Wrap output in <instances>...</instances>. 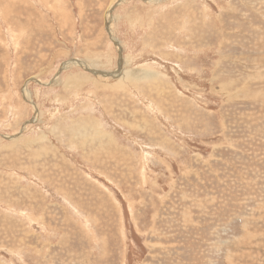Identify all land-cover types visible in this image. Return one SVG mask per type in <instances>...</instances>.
I'll return each mask as SVG.
<instances>
[{
  "label": "rangeland",
  "instance_id": "1",
  "mask_svg": "<svg viewBox=\"0 0 264 264\" xmlns=\"http://www.w3.org/2000/svg\"><path fill=\"white\" fill-rule=\"evenodd\" d=\"M0 264H264V0H0Z\"/></svg>",
  "mask_w": 264,
  "mask_h": 264
},
{
  "label": "bare ground",
  "instance_id": "2",
  "mask_svg": "<svg viewBox=\"0 0 264 264\" xmlns=\"http://www.w3.org/2000/svg\"><path fill=\"white\" fill-rule=\"evenodd\" d=\"M118 2H121V0H118ZM70 64V63H69ZM75 64V63H74ZM66 65H68L67 63H66ZM70 66V65H69ZM68 66V67H69ZM86 68V67H85ZM88 70V69H87ZM128 74H129V72H128ZM126 75V73L125 74H122V72H120V70L117 72V76L115 75V78H119V77H121V78H123L124 80L125 79H127L126 77H124ZM128 81V80H127Z\"/></svg>",
  "mask_w": 264,
  "mask_h": 264
}]
</instances>
